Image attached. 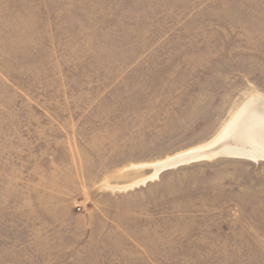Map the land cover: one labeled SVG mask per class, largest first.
<instances>
[{
	"label": "rangeland",
	"instance_id": "obj_1",
	"mask_svg": "<svg viewBox=\"0 0 264 264\" xmlns=\"http://www.w3.org/2000/svg\"><path fill=\"white\" fill-rule=\"evenodd\" d=\"M252 92L264 0H0V264H264V160L137 168Z\"/></svg>",
	"mask_w": 264,
	"mask_h": 264
},
{
	"label": "bare ground",
	"instance_id": "obj_2",
	"mask_svg": "<svg viewBox=\"0 0 264 264\" xmlns=\"http://www.w3.org/2000/svg\"><path fill=\"white\" fill-rule=\"evenodd\" d=\"M220 154L227 155L222 157L238 156L254 161L264 160L263 96L252 92L207 142L156 163L140 165L137 168L149 166L153 173L147 178L154 179L162 169L221 157ZM147 178L139 182L144 183Z\"/></svg>",
	"mask_w": 264,
	"mask_h": 264
}]
</instances>
